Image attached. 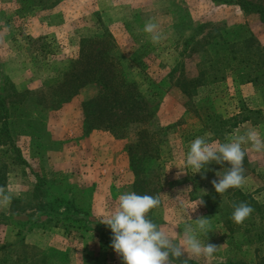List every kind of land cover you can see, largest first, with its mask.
I'll return each instance as SVG.
<instances>
[{
    "label": "rangeland",
    "instance_id": "rangeland-1",
    "mask_svg": "<svg viewBox=\"0 0 264 264\" xmlns=\"http://www.w3.org/2000/svg\"><path fill=\"white\" fill-rule=\"evenodd\" d=\"M149 20L164 35L159 43H153L143 31ZM102 34L110 35L127 79L135 82L150 106L156 108L150 129L157 134L158 160L148 176V184L137 190L139 195L159 197V206L149 212L148 218L170 235L173 230L182 233L184 225L191 223L189 217L209 218L208 240L204 235L199 238L220 247L210 259L188 258L200 264L264 263V241H254L260 230L248 228L245 243L236 246V242L230 244L228 225L218 216L219 212L221 216L224 213L231 192L217 194L211 181L219 179L227 170V163H213L207 166L209 170L195 174L183 168L190 142L198 136L210 133V142H227L231 135L256 129L264 137L263 87L242 84L240 77L251 73L254 66L244 67L233 60L232 69L222 62L216 64L206 71L203 85L191 99L176 85L181 77H196L215 53L240 60L247 53H258L257 48L264 51V23L258 15L244 14L236 5L222 1L0 0V88L7 86L10 92L16 90L21 94V113L13 119L17 128L12 130L27 164L17 167L9 157L2 158L8 165L5 194L21 203L0 209V219L11 217L12 209L16 211L24 204L30 205L26 214L32 215L37 203L60 193L63 185H74L89 191L91 220L110 232L101 220L118 205L120 194L134 192L135 179L125 146L133 140L135 129L125 140H116L102 130L83 134L82 104L97 96L99 88L95 84L81 89L67 102L55 99V84L77 58L80 41ZM243 106L261 109L262 121L244 123L218 134L214 126L205 127L199 117L205 110L228 118ZM243 167L246 183L239 189L264 204V153L248 151ZM200 199L204 204L198 205L195 212L186 209ZM26 214L18 217L27 221ZM47 216H42V220ZM31 226L22 228V236L34 248L25 251L34 260L52 249L67 255L66 264H86L87 256L100 252L96 232L74 231L66 235L61 228L28 231ZM239 227L234 233L235 241L244 240V225ZM10 228L0 222V245L15 243ZM104 246L106 264H123L110 241Z\"/></svg>",
    "mask_w": 264,
    "mask_h": 264
},
{
    "label": "trees",
    "instance_id": "trees-1",
    "mask_svg": "<svg viewBox=\"0 0 264 264\" xmlns=\"http://www.w3.org/2000/svg\"><path fill=\"white\" fill-rule=\"evenodd\" d=\"M30 1V0H29ZM214 3L219 1L236 5L244 14L258 15L260 21L264 23V0L253 2L250 0H210ZM115 45L110 35L102 34L93 38L82 39L79 44L78 56L71 61L68 70L62 79L55 84V99L60 102H67L75 97L78 92L88 85L95 84L99 88L96 97L91 98L82 104V131L85 136L95 130H102L110 133L116 140L129 138L130 131L135 129V136L130 144H126L125 151L128 154L129 169L134 176V192L137 193L139 186L148 184V176L152 173V167L158 160V142L156 131H151V125L155 119L156 108L150 106L149 102L140 93L138 85L129 81L122 68L121 62L116 54ZM257 52L247 53L240 60L235 56L231 59L227 55L219 56L215 53L207 60L206 68H201L194 78L181 77L177 80L179 90L188 99L196 95V90L202 86L207 70H212L216 64L224 63L230 65L231 60L243 64L244 67L254 66V70L249 74H243L242 84H260L264 95V51L257 48ZM258 57L255 59V57ZM259 82V83H258ZM8 90V91H7ZM7 86L0 88V188H4L7 183L8 165L2 160L9 157L14 166H27L21 156L19 148L16 146L12 128H17L12 122L16 115L21 113V94L16 90L9 91ZM6 94H9L6 96ZM159 94H155L157 97ZM201 109V108H200ZM203 110V109H202ZM205 127L215 128L218 134H225L237 129L244 123L258 124L263 119L261 109H251L247 106L240 108L237 114L223 118L216 113H209L203 110L199 116ZM32 129V126H29ZM211 165V164H210ZM55 183V182H54ZM56 185V183L54 184ZM141 189V188H140ZM231 193L227 197L222 216L224 224L230 231V244L236 242L240 246L246 241L248 228L260 230L254 238L256 242L264 241V204L256 202L252 196L245 194L241 189L230 188ZM35 196V195H34ZM38 200V198H34ZM246 202L254 211L248 219L243 222L244 230L241 235L243 241H235L234 233L241 224H236L231 219L233 203ZM12 204H20L17 198L11 199ZM30 205L24 204L18 210L12 209L11 217L2 216L1 223L13 232L15 243L0 245V264H66L69 259L65 253L48 249L43 256L34 260L33 256L25 251L33 250L32 246L24 242L22 228L32 225L28 231L33 229H63L66 235L74 231L81 233L96 232L99 236V254L87 256L86 264H106V256L103 255L104 245L108 241L112 242V232H107L100 224L92 218V207L88 190H79L76 186L63 185L60 193H55L47 201L37 203L35 212L32 215L26 214V208ZM26 216L27 221L21 220L18 216ZM45 220L42 216L47 215ZM32 217L34 219H32ZM31 218V220H30ZM255 218L257 221H255ZM240 228V227H239ZM238 232V231H237ZM240 235V236H241ZM242 237V236H241ZM9 244V245H8ZM17 247L20 250H16ZM12 248V252L9 251ZM12 255H11V254ZM188 264H200L188 259ZM214 264H235V263H214ZM264 264V263H261Z\"/></svg>",
    "mask_w": 264,
    "mask_h": 264
},
{
    "label": "clouds",
    "instance_id": "clouds-1",
    "mask_svg": "<svg viewBox=\"0 0 264 264\" xmlns=\"http://www.w3.org/2000/svg\"><path fill=\"white\" fill-rule=\"evenodd\" d=\"M143 31L150 35L153 43L164 39L158 25L151 20L145 23ZM211 135L198 136L190 142L183 168L191 169L192 174H195L209 170L207 166L210 164L223 166L227 163V170L220 176L217 172L219 179L211 181L215 192L223 194L230 188H242L246 183L244 158L248 151L264 153V137L256 129L231 135L227 142H210ZM245 145L249 147L246 149ZM180 173L187 174L184 171ZM11 199L0 188V209H8ZM159 204L157 196L126 192L118 196V205L101 220L100 223L110 228L111 247L123 264H188L189 257L210 259L220 247L206 243L211 232L210 220L203 216L192 220L186 211L190 209L195 212L204 201L200 199L194 206L185 209L191 223L184 225L182 233L173 230V235L148 218L149 212ZM253 211L246 202L233 203L231 219L238 225L243 224ZM201 235L206 236L207 240L202 242L199 238Z\"/></svg>",
    "mask_w": 264,
    "mask_h": 264
}]
</instances>
